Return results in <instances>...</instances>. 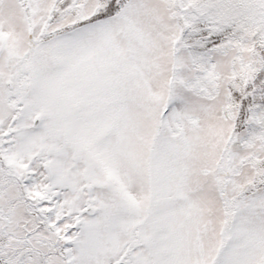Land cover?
<instances>
[{
	"label": "snow or ice",
	"instance_id": "6c2138e0",
	"mask_svg": "<svg viewBox=\"0 0 264 264\" xmlns=\"http://www.w3.org/2000/svg\"><path fill=\"white\" fill-rule=\"evenodd\" d=\"M0 264H264V0H0Z\"/></svg>",
	"mask_w": 264,
	"mask_h": 264
}]
</instances>
